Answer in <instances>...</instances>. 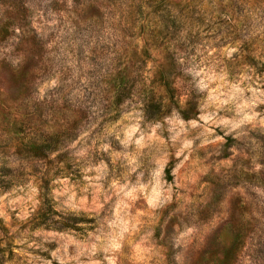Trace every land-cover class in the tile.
<instances>
[{
	"label": "rangeland",
	"instance_id": "obj_1",
	"mask_svg": "<svg viewBox=\"0 0 264 264\" xmlns=\"http://www.w3.org/2000/svg\"><path fill=\"white\" fill-rule=\"evenodd\" d=\"M0 264H264V0H0Z\"/></svg>",
	"mask_w": 264,
	"mask_h": 264
},
{
	"label": "trees",
	"instance_id": "obj_2",
	"mask_svg": "<svg viewBox=\"0 0 264 264\" xmlns=\"http://www.w3.org/2000/svg\"><path fill=\"white\" fill-rule=\"evenodd\" d=\"M164 86H166V90H170L169 86L167 84H164Z\"/></svg>",
	"mask_w": 264,
	"mask_h": 264
}]
</instances>
